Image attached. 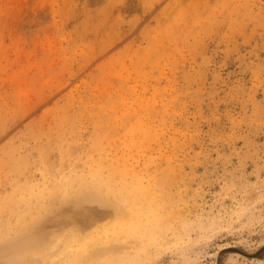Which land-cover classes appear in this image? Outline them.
I'll use <instances>...</instances> for the list:
<instances>
[{
    "label": "rangeland",
    "instance_id": "obj_1",
    "mask_svg": "<svg viewBox=\"0 0 264 264\" xmlns=\"http://www.w3.org/2000/svg\"><path fill=\"white\" fill-rule=\"evenodd\" d=\"M175 1L0 0V264H264V0Z\"/></svg>",
    "mask_w": 264,
    "mask_h": 264
},
{
    "label": "bare ground",
    "instance_id": "obj_2",
    "mask_svg": "<svg viewBox=\"0 0 264 264\" xmlns=\"http://www.w3.org/2000/svg\"><path fill=\"white\" fill-rule=\"evenodd\" d=\"M186 1H187V5H186ZM201 2V1H200ZM171 5V4H170ZM183 5H186L183 6ZM177 8H183V10L187 9L189 11H192V10H195L200 7L199 3L197 2V0H176L174 2V7ZM172 7V6H171ZM168 12V11H166ZM199 12V11H198ZM167 14V13H166ZM167 32V31H166ZM164 33V32H162ZM161 33V37H162V34ZM168 36V35H167ZM160 37V36H159ZM162 39V38H161ZM159 40V39H157ZM165 40V39H164ZM152 42V41H151ZM163 42V41H162ZM158 46V45H157ZM160 47V46H159ZM158 47V48H159ZM18 166V168H20V165H16ZM123 171V170H122ZM126 172V171H125ZM124 173V172H123ZM113 174V173H112ZM97 178V174L95 176ZM165 179V178H164ZM83 180V179H81ZM80 180V181H81ZM163 180V179H162ZM80 183V182H79ZM83 184V183H82ZM99 184V182H98ZM101 184V183H100ZM138 185V184H137ZM136 185V186H137ZM161 185V184H160ZM164 185V184H163ZM79 186V185H78ZM100 186V185H99ZM101 186L104 187L103 184H101ZM127 190H129L127 188ZM148 190V188H147ZM147 190H145L147 192ZM150 191V190H149ZM23 192V191H22ZM144 192V191H143ZM24 193V192H23ZM148 193V192H147ZM135 196V195H134ZM143 196V195H142ZM7 198V197H6ZM17 199V198H16ZM5 200V199H4ZM7 200V199H6ZM124 200L126 203H130L131 204V200H130V195L124 197ZM21 201V200H20ZM4 202L3 201V204L1 205H4ZM16 202L15 201V198L13 197H10L7 201V203H14ZM154 202V201H153ZM167 200H165V204H166ZM156 203V202H155ZM154 204V203H153ZM8 205V204H7ZM152 206V205H151ZM1 207V206H0ZM4 207V206H3ZM8 207V206H7ZM155 207V206H154ZM152 208V207H151ZM165 207L164 206V202L162 200H160L159 202H157V206H156V209L152 212H149V213H145L143 212L140 208H135V206L132 207V210L130 212V216H132V219L129 220V222H127V224L125 223H121L120 224V228L122 229L123 232H125L126 234L128 235H140V234H145L148 236L149 234V239L152 240V238L155 236V233H154V229L155 228H158V229H163L169 225L166 223V217L169 216V214L167 212H163L161 210H164ZM5 209V208H4ZM15 209V208H14ZM12 210V209H11ZM18 215V213H17ZM20 219V217H19ZM79 230V229H77ZM90 231H87V229H85L84 231H74V234L73 236L71 237L72 238V242H74V250H73V256L66 261V263H71V262H76V261H79L80 259H82L83 255H86L87 254V251L89 250V248L91 246H93L97 240L90 235ZM153 241V240H152ZM151 241V242H152ZM154 242V241H153ZM27 244L24 243L20 246L19 249L16 250L17 252V255L20 254V252H23L26 248H27ZM138 252V251H137ZM138 254V253H137ZM132 255V254H131ZM140 255V254H139ZM142 255V254H141ZM134 256V255H133ZM136 257V256H135ZM134 257V258H135ZM145 257V256H143ZM127 258V257H126ZM132 258V257H130ZM138 261V259H136ZM130 261V260H129ZM134 261V260H133ZM128 263V262H127Z\"/></svg>",
    "mask_w": 264,
    "mask_h": 264
}]
</instances>
